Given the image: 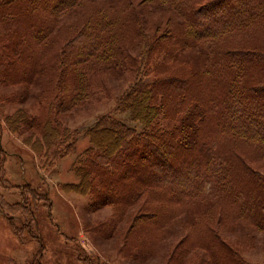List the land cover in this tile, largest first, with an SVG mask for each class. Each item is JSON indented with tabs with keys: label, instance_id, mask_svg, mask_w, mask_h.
Here are the masks:
<instances>
[{
	"label": "trees",
	"instance_id": "trees-1",
	"mask_svg": "<svg viewBox=\"0 0 264 264\" xmlns=\"http://www.w3.org/2000/svg\"><path fill=\"white\" fill-rule=\"evenodd\" d=\"M105 1L0 0V81L56 83L74 105L94 73L128 71L120 119L103 113L79 156L81 186L96 177L117 220L133 209L129 243L149 254L178 229L175 264H255L229 232H264V0ZM63 15L73 33L56 48ZM36 122L47 146L74 137Z\"/></svg>",
	"mask_w": 264,
	"mask_h": 264
},
{
	"label": "rangeland",
	"instance_id": "rangeland-1",
	"mask_svg": "<svg viewBox=\"0 0 264 264\" xmlns=\"http://www.w3.org/2000/svg\"><path fill=\"white\" fill-rule=\"evenodd\" d=\"M110 1L117 4L119 0ZM156 10L150 12L151 18L155 16L152 21L162 22L167 13ZM77 13L83 14L84 9ZM72 22L66 15L60 18L52 35L59 40L56 48L72 35ZM194 52L183 55L191 58V63H199L202 58L195 59ZM51 70V75L62 76L60 66ZM121 70L119 74H123L117 77L104 71L97 76L94 73L89 77L87 97L74 105L61 103L70 91L56 83L0 81V264H175L170 254L180 234L178 229L149 254L129 243L135 238L130 236L131 226L137 223L134 210L117 220L114 205L101 200L102 186L96 177L85 186L80 184L78 159L92 144L91 128L101 126L103 113L121 117L111 111L115 97L131 80L130 73ZM101 82L107 86L102 87ZM15 119L18 123L12 122ZM36 119L58 121L60 129H68L74 137L47 146ZM56 129L59 136L61 131ZM203 206L195 204L190 213ZM239 234L230 230L229 237L247 259L264 264V232L249 229L241 238ZM191 255L197 257L195 252ZM184 264H193L192 259Z\"/></svg>",
	"mask_w": 264,
	"mask_h": 264
}]
</instances>
